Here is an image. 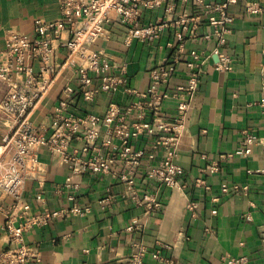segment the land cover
Masks as SVG:
<instances>
[{
    "label": "crops",
    "instance_id": "1",
    "mask_svg": "<svg viewBox=\"0 0 264 264\" xmlns=\"http://www.w3.org/2000/svg\"><path fill=\"white\" fill-rule=\"evenodd\" d=\"M249 2L264 5V0H237L230 6L234 16L233 31L222 50L233 57L234 67L231 70L217 68L219 56L214 52L217 43L214 39L204 38V34L214 32V27L203 23L198 36L188 38L171 80V87L186 83L187 62L192 58V51L205 52L201 83L189 109L187 127L177 152V161L183 167L182 179L188 188L175 192L148 177L149 168L163 155L158 151L155 160L144 159L135 169L132 187L139 196L154 194L161 205H139L128 194L131 184L122 179L128 170L123 165H117L114 173L73 175L69 164L54 159L46 148H41L38 169L26 179L23 191L33 210L41 211L44 207L69 209L78 204L88 207L89 211L84 215L60 216L27 232L26 244L39 248L36 264H128L133 241L146 244L151 251L159 241L171 244L173 249L166 253L174 258L175 264H223L225 254L247 255L253 264H264V144L246 156L236 153L244 130L264 135L260 106L264 11L248 13L245 6ZM195 12L191 4H181L173 21L154 42L132 38L127 44V28L113 22L109 25L108 36L97 39L91 48L110 58L113 63L110 74L119 73V66H125L126 87L144 93L150 85L151 69L173 53L170 44L181 30L175 20L190 17ZM164 13V7L146 10L141 24L156 21ZM59 16L58 0H0V22L3 25L0 49L5 47L7 30L34 36L37 19L53 21ZM66 56L67 51L60 48L56 64H63ZM39 69V64H34V70ZM67 85L78 91L80 84L74 70L65 67L31 113V121L36 127L50 122L51 113ZM7 89V85L0 81V101ZM135 98L136 94L124 87L114 94L103 92L89 102L76 96L69 111L102 116L111 102L127 108ZM176 105L175 99L167 100L162 108L163 115L172 118ZM10 126L12 121L0 115V144ZM152 143L150 138L142 136L136 147L150 151ZM80 145L79 141L72 144L74 147ZM213 162L219 168L214 172L208 168ZM69 178L76 186L66 185ZM201 179L204 183L198 181ZM225 182L247 185L249 190L247 194L224 193L222 184ZM40 191L45 197L42 203L36 201ZM71 195L76 198L71 199ZM108 196L114 200L110 207L103 208L101 201ZM11 201V197H0V253L10 246L4 208ZM190 201L197 204L195 211L187 208ZM134 221L139 225L130 230ZM145 264L166 263L154 259L149 253Z\"/></svg>",
    "mask_w": 264,
    "mask_h": 264
},
{
    "label": "built area",
    "instance_id": "2",
    "mask_svg": "<svg viewBox=\"0 0 264 264\" xmlns=\"http://www.w3.org/2000/svg\"><path fill=\"white\" fill-rule=\"evenodd\" d=\"M236 2L237 0L215 3L208 0H58L60 16L53 21L37 19L34 36L12 29L6 31L5 47L0 49V81L8 89L0 101V115L12 121V126L4 133L0 144V197H11L12 201L4 208L10 246L0 253V264H36L39 261V248L37 245H27L25 234L60 216L84 215L89 211L88 207L78 204L69 209L44 207L41 211L33 210L32 203L24 196L23 191L26 179L38 169L41 148H46L54 159L69 164L73 175L114 173L117 165H123L128 170L122 175V179L131 184L128 194L139 205H161L154 194L144 193L139 196L132 187L135 169L144 159L155 160L158 151H162L163 155L157 164L149 168L148 177L158 180L175 192H183L188 188V184L182 179L183 167L177 161V152L180 138L187 127L189 109L201 83L205 52L192 51V58L187 62L186 83L171 87V80L188 38L197 37L198 29L203 23L214 27V32L204 34V38L214 39L217 43L214 50L219 56L217 68L231 70L234 67L233 57L224 52L222 46L227 43V37L233 31L234 16L230 12V6ZM181 4H191L196 12L190 17L175 20L181 30L176 33V40L170 44L173 53L151 69L150 85L144 93L126 87L128 78L125 66H119V73L110 74L109 70L113 65L110 58L91 48L97 39L108 36L109 25L113 22L127 28V44L132 42V38L154 42L173 21ZM158 7H164V16L142 25L144 12ZM245 10L258 14L264 11V5L249 2ZM2 28L0 22V30ZM65 33L67 36H64ZM60 48L67 51L66 59L61 65L55 62ZM36 63L39 64V71L34 70ZM65 67L74 70L79 79V90L75 91L71 85H67L63 90V97L51 113L50 122L46 126L36 127L31 121V113ZM261 74L260 106L264 130V64ZM123 87L136 94L135 100L127 108L111 102L102 116L92 113L74 114L69 111L76 96L89 102L103 92L114 94ZM170 99L177 101L176 113L172 118L162 112L164 103ZM142 136L152 140L150 151L136 147ZM74 141H79L81 145L72 146ZM263 144L264 135L244 130L236 153L246 156ZM208 168L212 172L219 169L216 162ZM70 179L66 185L76 186ZM198 181L204 183L202 179ZM248 190L247 185L227 182L222 184L224 193L247 194ZM75 198L76 195H71V199ZM113 200L112 196L102 199V207H110ZM36 201H45L43 191L36 195ZM187 208L195 211L197 204L190 201ZM138 225L134 221L129 229L134 230ZM172 249L171 244L159 241L151 251L146 244L133 241L128 264H145L149 253L160 262L175 264L174 258L166 253ZM223 264L253 263L247 255L225 254Z\"/></svg>",
    "mask_w": 264,
    "mask_h": 264
}]
</instances>
